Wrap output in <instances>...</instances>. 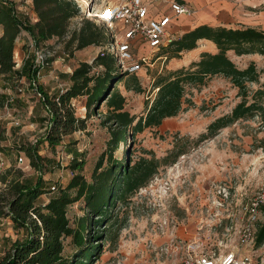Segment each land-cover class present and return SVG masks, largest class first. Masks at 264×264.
<instances>
[{
	"label": "rangeland",
	"instance_id": "1",
	"mask_svg": "<svg viewBox=\"0 0 264 264\" xmlns=\"http://www.w3.org/2000/svg\"><path fill=\"white\" fill-rule=\"evenodd\" d=\"M10 1L16 5V13H21V10L26 12L22 0ZM73 1L80 13H94L102 5L117 2ZM185 1L194 14L190 18H179L177 30L171 31L166 39L176 38L199 23L212 27H250L264 31V0ZM20 4L22 6L18 7ZM81 18L72 19L69 28L80 27L85 21ZM87 21L101 27L104 33H109L105 26ZM112 27L115 30L118 25L113 24ZM29 44H32L31 40ZM44 45L36 47L32 54L33 66L40 68L37 78L45 75L54 77L58 72L70 73L81 63L90 65L100 52L97 46L76 51L73 48L64 49L63 45L55 44L54 41ZM215 51L212 44L201 41L197 42L194 52L181 53L179 58H169L159 52L146 53L148 63L136 75H131L136 78V82L129 80L131 76L125 79L129 88L134 89L138 84L140 91L127 90L124 82L113 86L124 98L123 110L139 117L143 114L146 100H151L156 91L153 82L157 76L188 67L190 62L198 60L199 52ZM41 55L44 57L35 64L34 60ZM227 57L238 69L253 62L259 71L258 82L247 84L249 95L264 83V57L256 54L236 57L231 52L227 53ZM25 58L13 54L14 69ZM44 59H50L51 62L44 64ZM100 71L101 68L93 66L90 73ZM13 81L19 84L20 93L13 90L15 84L6 86V91L0 87V96L4 97L1 91H4V95L7 93L3 104L0 103L1 113L11 110V119L7 118L0 126L3 131L0 136L3 138L0 140V155L6 162V168L0 169V189L4 187L2 178L9 181L12 178L39 177L45 187L63 186L72 176L67 168L71 154L68 155L63 146L57 147L54 152L44 144L37 146V156L49 161L43 162L45 166L41 167L40 174L29 167L21 152L14 151L17 144H31L40 140L41 133L31 124L32 117L39 118L35 122L40 123L45 117H40L43 113L38 106L29 107L31 101L37 99L34 95L38 92L36 88L45 94L50 82L43 86L35 81L36 87L32 89L26 79L15 78ZM186 93L191 106L183 104L175 117L163 120L156 128L144 129L133 136L128 134L126 142L117 144L115 148L107 145V126L101 124L106 112L104 105L100 104L93 113L89 111L90 115L86 117L84 99L71 100L75 117H86L85 129L64 137L62 143H70L68 148L81 158L77 160L82 163L76 172L87 181L97 160L102 158L105 165L109 154L112 160L125 159L131 166L141 158L160 160L174 145L184 150V154L178 156L173 164H160L145 187L125 195L122 201H115L107 223L104 221L89 228V237L93 231L99 236L91 240V244L97 247L96 258L91 259L92 264H173L183 254L184 247L192 243L201 250L236 251L237 236L243 223L242 207L264 186V124L258 117L238 120L219 130L211 139L198 142L206 126L228 114L239 98L236 90L222 76H213L203 86L186 89ZM8 94H12L15 99L11 104L7 102ZM261 101L264 112V98ZM18 158L22 159L21 163L17 162ZM47 197L41 196L37 202L43 203ZM81 207L79 203L68 207L66 217L70 228H75L77 219L85 214ZM263 220L264 214L259 218L260 223ZM8 228L11 225H0V242L5 240L8 244L21 238L19 231ZM62 248L63 256H69L74 251L70 238L63 239ZM2 252L0 246V256ZM249 254L251 264H264V245L250 248Z\"/></svg>",
	"mask_w": 264,
	"mask_h": 264
},
{
	"label": "trees",
	"instance_id": "2",
	"mask_svg": "<svg viewBox=\"0 0 264 264\" xmlns=\"http://www.w3.org/2000/svg\"><path fill=\"white\" fill-rule=\"evenodd\" d=\"M34 21L25 14L16 13V5L10 0H0V85H14L15 78L29 81L32 89L39 74V67L33 66V56H27L17 69L13 62V52L16 40L23 33L31 40L33 48L54 40L55 44L63 45L64 49L73 48L79 51L90 46L103 49L92 60L91 64L81 63L70 73L55 74L60 83L55 95L48 96L36 88L42 97V106L47 112V119L39 128L43 131L40 140L31 144H17L14 151L21 152L30 168L38 171L48 160L37 156V146L44 144L54 152L59 146L71 154L67 168L72 176L65 185L45 187L41 178H12L1 181L0 218H8L12 230L20 232L21 238L3 246L0 264H92L96 258V244L91 240L98 238L93 231L88 235L90 227L98 226L110 220V211L115 201H122L125 195H130L146 186L156 173L160 164H173L177 157L184 154L183 149L174 145L160 160L141 158L133 165L106 157L103 165L99 158L92 168L89 181L77 173L82 162L75 155L69 144H63L64 137L85 129V118L98 109L100 104L105 107L103 126H107L109 134L108 146L115 148L119 143H125L128 134L133 136L144 129L158 127L165 119L175 117L182 110V105L191 106L186 98V89H196L213 76H222L236 90L239 102L230 112L210 122L205 132L197 141L209 140L216 133L238 120H248L254 117L264 124V112L261 104L264 98V83L250 93L247 84L258 82L259 71L253 62L243 69H238L227 57L231 52L234 56L256 54L264 57V31L250 27L226 28L199 25L183 32L157 52L169 58H179L181 53L196 48L197 42H210L214 53L202 52L197 61L189 63L188 67L167 72L157 76L153 82L155 93L151 100H146L143 114L139 117L129 115L123 110L124 98L113 86L124 82L127 90L139 92L140 87H128L126 75L115 66L113 55L106 51L112 43L109 33H104L101 27L94 26L85 19L80 27L69 28L70 21L80 16L79 8L73 0H30ZM45 46V45H44ZM105 46V47H104ZM51 48L49 47V50ZM48 50V49H47ZM43 54V53H42ZM44 64L50 59L42 60ZM101 68L96 74H91V68ZM129 80L136 82L131 76ZM20 87V86H19ZM82 97L86 117H75L71 100ZM249 98V99H248ZM15 100V99H14ZM263 103V102H262ZM1 128V127H0ZM14 132V129H12ZM3 131L0 129V136ZM3 138L0 137V140ZM111 147V148H112ZM68 148V149H67ZM48 196L46 201L38 203L41 196ZM81 204L84 211L77 219L75 228H70L66 211L73 204ZM94 220H90V218ZM70 238L74 251L69 256L62 255V241ZM264 245V220L258 224L255 233L254 246Z\"/></svg>",
	"mask_w": 264,
	"mask_h": 264
},
{
	"label": "built area",
	"instance_id": "3",
	"mask_svg": "<svg viewBox=\"0 0 264 264\" xmlns=\"http://www.w3.org/2000/svg\"><path fill=\"white\" fill-rule=\"evenodd\" d=\"M160 1L117 0L114 4L100 6L94 13L88 11L80 13V17H82L81 19L92 20L109 30L112 43L106 48V51L113 55L115 66L120 72L126 75H136L148 63L147 54L157 52L170 40L166 39L169 35L170 22L181 15L192 14L189 7L171 1L168 15L149 16L150 4ZM113 24H117L118 28L113 30ZM102 50L100 49V52ZM42 56L36 58L34 63H40L39 60L42 59ZM13 90L16 93L21 92L19 86H15ZM34 95L40 102L42 101L38 92ZM7 96L8 104L13 103L14 96L12 94ZM17 162L21 163L22 159L18 158ZM5 163L4 158L0 155V169L6 168ZM241 213L243 223L237 236L235 252L230 250H217V252L201 250L195 246V243H192L184 247L183 254L173 264H251L249 250L254 246L260 215L264 214V186L258 189L255 197L242 207Z\"/></svg>",
	"mask_w": 264,
	"mask_h": 264
},
{
	"label": "crops",
	"instance_id": "4",
	"mask_svg": "<svg viewBox=\"0 0 264 264\" xmlns=\"http://www.w3.org/2000/svg\"><path fill=\"white\" fill-rule=\"evenodd\" d=\"M171 1H174V2L179 3L181 5H185L186 7H189L192 10V8L190 7V5L185 0H161L160 2L150 4L149 9H148V15L151 16V17H158V16L168 15L170 13V11H169V3ZM22 3L25 4V10H26V12L24 10H21L20 11L21 14L27 15L29 17L30 21L33 22L34 21V15L31 12L30 0H22ZM21 6L22 5L20 4L18 7H21ZM193 14H194V12L192 10V14L191 15H188V16L181 15V16L177 17L176 19L172 20L170 22L169 33L171 31L173 33V30H177V28H178L177 27L178 26L177 25V20L179 18H190ZM199 25H205V24H201V23L195 24L194 26H191L189 29H192V28H194L196 26H199ZM0 34H1V28H0ZM29 41H30L29 38L26 37V35L23 33V35L16 40L13 54L15 56L19 54V56H21V58H23V56L24 57H27L28 55L34 54L35 48L31 47V44H29ZM51 41H54V40H51ZM51 41H49V42H51ZM201 41L208 42V41H205V40H200L198 42H201ZM208 43H210V42H208ZM195 50H196V48L193 49V50H191V51H189V52H194ZM27 52H28V54H27ZM200 53L201 52H199L198 54H200ZM45 76H41L39 78L36 77L37 78V80H36L37 84H42L43 86H45L46 83H49L50 82V86H48L46 88V93L45 94L48 95V96L55 95L57 93L58 89H59L60 83L57 82V78H56L55 75H54V77H50L48 75H45ZM48 78H50V81H47ZM51 80H54V81H51ZM0 87H1V85H0ZM3 89H4V91H6V88L5 87H3ZM4 91H1V93L3 94L4 97L0 96V103H2L3 100H5V98H6L5 96H6L7 93L4 95ZM36 106H38V108L43 113V115H40V117H43V118L45 117V119H47L46 118L47 117V112H46L45 108L42 106V103L40 101H38L37 99H34L33 101H31V104H30V107L29 108L31 109V108L36 107ZM10 111L9 110H6L5 111V114H3V113H1V110H0V126L2 125V122L4 120L6 121L7 118H10L11 119ZM32 118H33V121H32L31 124H34L35 125V128L37 127V131L41 133L43 131V128L40 129L39 126L40 125H43L45 122L43 121L42 123H40V121H36L37 123L39 122V124H37L35 122V120L36 119H39V118H36V117H32ZM2 224L6 225V226L7 225H10V221L7 218H0V225H2ZM8 229H11V228H8ZM5 244H7L5 242V240H1V242H0L1 249H3V246Z\"/></svg>",
	"mask_w": 264,
	"mask_h": 264
}]
</instances>
